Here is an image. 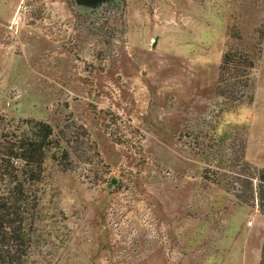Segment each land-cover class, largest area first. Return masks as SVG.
Here are the masks:
<instances>
[{
	"label": "rangeland",
	"instance_id": "1",
	"mask_svg": "<svg viewBox=\"0 0 264 264\" xmlns=\"http://www.w3.org/2000/svg\"><path fill=\"white\" fill-rule=\"evenodd\" d=\"M29 120L57 148L27 264H264L222 174L264 168V0H0V129Z\"/></svg>",
	"mask_w": 264,
	"mask_h": 264
},
{
	"label": "trees",
	"instance_id": "2",
	"mask_svg": "<svg viewBox=\"0 0 264 264\" xmlns=\"http://www.w3.org/2000/svg\"><path fill=\"white\" fill-rule=\"evenodd\" d=\"M115 1L76 0V3L83 11H100L104 3ZM240 58L238 54L225 52L219 73L222 77L237 68V85L247 86L249 72H244L253 66V61L243 64ZM54 143L53 129L43 121H26L21 132L13 126L0 129V264H27L31 256L38 206L34 187L41 181L48 151L57 148ZM209 171L206 167L202 177L207 178ZM222 174L229 177L225 187L235 191L237 201L256 205L264 217V168L249 163L242 152L237 158V172L224 170Z\"/></svg>",
	"mask_w": 264,
	"mask_h": 264
},
{
	"label": "water",
	"instance_id": "3",
	"mask_svg": "<svg viewBox=\"0 0 264 264\" xmlns=\"http://www.w3.org/2000/svg\"><path fill=\"white\" fill-rule=\"evenodd\" d=\"M112 182H115V179H112Z\"/></svg>",
	"mask_w": 264,
	"mask_h": 264
}]
</instances>
